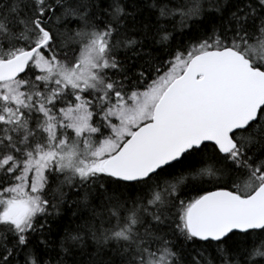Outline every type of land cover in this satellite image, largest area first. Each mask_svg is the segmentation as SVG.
Returning a JSON list of instances; mask_svg holds the SVG:
<instances>
[{
    "label": "snow or ice",
    "instance_id": "6c2138e0",
    "mask_svg": "<svg viewBox=\"0 0 264 264\" xmlns=\"http://www.w3.org/2000/svg\"><path fill=\"white\" fill-rule=\"evenodd\" d=\"M0 264H264V0H0Z\"/></svg>",
    "mask_w": 264,
    "mask_h": 264
},
{
    "label": "trees",
    "instance_id": "16d2710c",
    "mask_svg": "<svg viewBox=\"0 0 264 264\" xmlns=\"http://www.w3.org/2000/svg\"><path fill=\"white\" fill-rule=\"evenodd\" d=\"M221 3H226V0H221ZM207 29L210 31V24L206 25H201V29ZM194 34L188 33L185 34L184 36H178L177 41L180 43H190L192 39H194ZM200 38H203L201 36ZM152 55L157 56L159 55V51L157 49L152 50ZM146 59V58H145ZM164 59H167L165 56ZM143 61H138V63H142ZM151 78V77H150ZM189 195H196V193H189ZM76 211V207L73 206H66V211H64L61 215V217H58L54 222H53V234L52 238L58 240L59 235L62 234L64 227L69 223L70 219L72 218V213ZM191 247V245H189Z\"/></svg>",
    "mask_w": 264,
    "mask_h": 264
}]
</instances>
